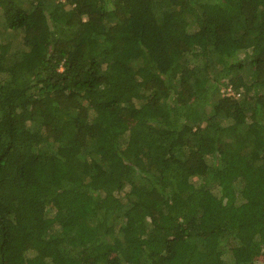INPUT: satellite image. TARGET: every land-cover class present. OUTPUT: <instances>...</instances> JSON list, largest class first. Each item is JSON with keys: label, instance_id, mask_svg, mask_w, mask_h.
Returning <instances> with one entry per match:
<instances>
[{"label": "trees", "instance_id": "trees-1", "mask_svg": "<svg viewBox=\"0 0 264 264\" xmlns=\"http://www.w3.org/2000/svg\"><path fill=\"white\" fill-rule=\"evenodd\" d=\"M0 264H264V0H0Z\"/></svg>", "mask_w": 264, "mask_h": 264}, {"label": "rangeland", "instance_id": "rangeland-1", "mask_svg": "<svg viewBox=\"0 0 264 264\" xmlns=\"http://www.w3.org/2000/svg\"><path fill=\"white\" fill-rule=\"evenodd\" d=\"M227 91H229V90H227ZM223 212H224V209L221 210V213L219 212V209H218V214H219V215H220V214H223Z\"/></svg>", "mask_w": 264, "mask_h": 264}, {"label": "built area", "instance_id": "built-area-1", "mask_svg": "<svg viewBox=\"0 0 264 264\" xmlns=\"http://www.w3.org/2000/svg\"><path fill=\"white\" fill-rule=\"evenodd\" d=\"M229 90V89H228Z\"/></svg>", "mask_w": 264, "mask_h": 264}]
</instances>
